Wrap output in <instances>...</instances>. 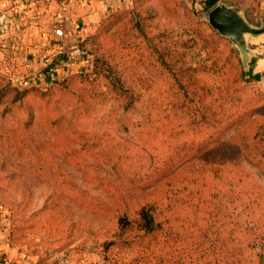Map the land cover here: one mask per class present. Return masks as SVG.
I'll use <instances>...</instances> for the list:
<instances>
[{
	"label": "rangeland",
	"instance_id": "374dc122",
	"mask_svg": "<svg viewBox=\"0 0 264 264\" xmlns=\"http://www.w3.org/2000/svg\"><path fill=\"white\" fill-rule=\"evenodd\" d=\"M205 1L119 2L66 78L0 52V232L19 264H264V167L239 145L264 123L263 78L246 74L264 31L235 43ZM261 1L217 5L264 27Z\"/></svg>",
	"mask_w": 264,
	"mask_h": 264
},
{
	"label": "crops",
	"instance_id": "0c3cea01",
	"mask_svg": "<svg viewBox=\"0 0 264 264\" xmlns=\"http://www.w3.org/2000/svg\"><path fill=\"white\" fill-rule=\"evenodd\" d=\"M122 1L0 0V41L5 46L0 50H7L11 45L17 46L20 48L18 57H22L25 64L20 67L21 70L27 74L43 70L46 76L58 79L74 70V63L67 61L68 56L78 54L79 43L96 28L111 8ZM261 2L264 3V0ZM226 4L247 18L239 7ZM56 22L63 28L62 35L55 32ZM246 39L264 41V35ZM14 47L12 50H16ZM251 55L255 56L254 71L260 73L264 81V48L261 45L256 48L253 46ZM53 68V71H63V74L52 73ZM3 236L0 232V264H19L21 260L13 257L16 248L2 243Z\"/></svg>",
	"mask_w": 264,
	"mask_h": 264
},
{
	"label": "trees",
	"instance_id": "16d2710c",
	"mask_svg": "<svg viewBox=\"0 0 264 264\" xmlns=\"http://www.w3.org/2000/svg\"><path fill=\"white\" fill-rule=\"evenodd\" d=\"M218 2H219V0H206L205 4H206V6H208V8H213L215 5H217ZM91 33H89V35L82 42L79 43V46H78L79 50L84 51L83 44L88 39V37L90 36ZM207 35L210 37H213V38L215 37L213 33H207ZM222 37L225 38V36H222ZM230 51L232 52V50H230ZM0 52H2V50H0ZM95 63H96V61H95ZM95 63H94V65H95ZM232 69H234L233 66H232ZM70 74H71V72L60 77V79L64 78V77L66 78ZM240 74H241L240 71H239V73L234 74V81L238 80V76L240 78ZM246 74L253 77L254 80H259L261 78V74L254 71L253 65L249 68V71ZM132 106H133L132 102H127V103L123 104V107L126 109H129ZM240 137L241 138H240V144L239 145L241 148L244 149L245 154L248 156V158L253 163L264 167V123L258 127V129L255 131V133L252 136L242 135ZM186 141H189V140H186ZM200 145L202 146L201 143L198 144L197 146L200 147ZM245 183H247V182H245ZM258 196L259 197L263 196V193L259 192ZM155 212H156V207H155V203L153 201H150V202L146 201L137 208V214H138L137 219H136L137 220V227H139L141 230H143L146 234H153V233L159 231L161 228V222H159L156 219ZM118 222L120 223V225H122V227L125 228L131 224L132 220L129 217H127V215L125 214L122 217H120V221H118Z\"/></svg>",
	"mask_w": 264,
	"mask_h": 264
},
{
	"label": "water",
	"instance_id": "95a60500",
	"mask_svg": "<svg viewBox=\"0 0 264 264\" xmlns=\"http://www.w3.org/2000/svg\"><path fill=\"white\" fill-rule=\"evenodd\" d=\"M209 21L220 33L238 44L245 40L246 33L257 34L264 31V27L250 25L237 9L225 3L216 5L210 11Z\"/></svg>",
	"mask_w": 264,
	"mask_h": 264
},
{
	"label": "built area",
	"instance_id": "2783aa9c",
	"mask_svg": "<svg viewBox=\"0 0 264 264\" xmlns=\"http://www.w3.org/2000/svg\"><path fill=\"white\" fill-rule=\"evenodd\" d=\"M54 27H55V32L58 34V35H62L63 34V28H62V26L61 25H59V23L58 22H56L55 24H54ZM71 59L69 58V60L68 61H70ZM71 62V61H70ZM53 71V70H52Z\"/></svg>",
	"mask_w": 264,
	"mask_h": 264
}]
</instances>
